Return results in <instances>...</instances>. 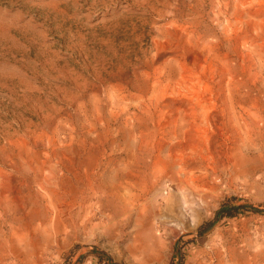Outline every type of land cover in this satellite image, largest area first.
I'll return each mask as SVG.
<instances>
[{"label":"rangeland","instance_id":"obj_1","mask_svg":"<svg viewBox=\"0 0 264 264\" xmlns=\"http://www.w3.org/2000/svg\"><path fill=\"white\" fill-rule=\"evenodd\" d=\"M223 113L256 116L229 159ZM243 204L264 206V0H0V264H264V212L200 232Z\"/></svg>","mask_w":264,"mask_h":264},{"label":"bare ground","instance_id":"obj_2","mask_svg":"<svg viewBox=\"0 0 264 264\" xmlns=\"http://www.w3.org/2000/svg\"><path fill=\"white\" fill-rule=\"evenodd\" d=\"M223 19V18H222ZM167 50V49H166ZM212 116V115H211ZM222 120H226L227 126H230L228 134L225 136V149L222 148V155L227 159L231 158L233 155L238 153L242 146L247 143H251L254 139V133L257 131L256 126V116L252 114H246V116L240 115V124L235 125L233 122V116L230 113H223L220 116ZM210 118V117H209ZM215 118V117H214ZM242 124V125H241ZM241 125L242 127H238ZM45 166V165H43ZM181 200V199H180ZM60 198L59 195H53L48 197L46 203L39 201L45 209L44 212V223L46 224L48 220L61 217V213L65 210L64 207L69 210L70 207ZM26 200H18L14 206V212L17 213L18 209H25ZM64 206V207H63ZM76 212V211H75ZM69 214V213H68ZM59 221V220H57Z\"/></svg>","mask_w":264,"mask_h":264},{"label":"trees","instance_id":"obj_3","mask_svg":"<svg viewBox=\"0 0 264 264\" xmlns=\"http://www.w3.org/2000/svg\"><path fill=\"white\" fill-rule=\"evenodd\" d=\"M240 209H248L252 211H258V212H264V206L259 205H249V204H243V205H223L221 206L215 214V217L206 223L202 224L200 226V232L201 234L204 232V230L209 229L212 225H214L219 219L223 217H231L238 213ZM109 264H117L114 262H109Z\"/></svg>","mask_w":264,"mask_h":264}]
</instances>
